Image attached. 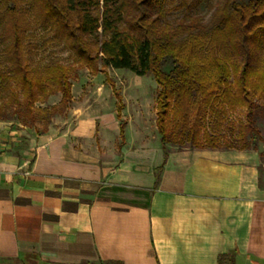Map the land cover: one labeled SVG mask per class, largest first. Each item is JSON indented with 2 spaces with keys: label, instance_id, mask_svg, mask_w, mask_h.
<instances>
[{
  "label": "crops",
  "instance_id": "1",
  "mask_svg": "<svg viewBox=\"0 0 264 264\" xmlns=\"http://www.w3.org/2000/svg\"><path fill=\"white\" fill-rule=\"evenodd\" d=\"M113 111L32 136L30 161L0 148V264H264L259 154L164 159L141 122L125 117L121 137Z\"/></svg>",
  "mask_w": 264,
  "mask_h": 264
},
{
  "label": "trees",
  "instance_id": "2",
  "mask_svg": "<svg viewBox=\"0 0 264 264\" xmlns=\"http://www.w3.org/2000/svg\"><path fill=\"white\" fill-rule=\"evenodd\" d=\"M201 1L208 0H0V42L6 43L0 90L9 89L25 127L70 103V66L30 65L25 33L39 19L73 51L75 63L92 73L99 63L152 76L164 159L167 146L231 149L222 147L228 114L241 110L250 122L256 102L264 101V0H216L207 23L193 13ZM179 9L181 17L169 22L168 14ZM112 92L120 119L123 105ZM56 94L58 104L36 106ZM218 264H234L233 255H219Z\"/></svg>",
  "mask_w": 264,
  "mask_h": 264
},
{
  "label": "rangeland",
  "instance_id": "3",
  "mask_svg": "<svg viewBox=\"0 0 264 264\" xmlns=\"http://www.w3.org/2000/svg\"><path fill=\"white\" fill-rule=\"evenodd\" d=\"M208 1H201L193 8V13L201 16L204 23L208 22L210 10L216 2V0ZM182 14L183 9L171 12L167 20L174 24ZM25 36V45L27 44L30 50L27 56L31 66L38 67L49 61H58L72 68L71 101L63 111L25 127L21 125V120H25L26 117L22 115L19 107L10 103L9 89L0 90V108L2 106L4 108L0 109V148L17 154L27 151L26 157L30 161L32 157L30 138L32 136L62 132L74 125L77 118H95L100 114L104 115L113 111L117 100L111 91L112 88L120 96L119 104L123 105L120 118L121 124L123 123L122 127L124 128L126 117L141 122L138 125L149 136L155 139L157 136L160 137L155 126V105L159 89L151 75L139 77L127 70L103 67L99 63L97 71L92 73L86 66L75 63L73 51L64 43L59 42L60 36L56 35L54 28L41 25L39 19L32 21ZM5 48L6 43L0 42V68L6 62L2 51ZM170 68L171 66L167 64L163 70L168 72ZM60 97V94L52 95L45 103H36V106L51 107L59 103ZM110 99H113L114 106L111 105ZM250 122L246 121L243 111L230 112L227 116L229 130L223 126L227 138L222 147L231 149L246 147L247 151L257 152L260 158V171L264 173V101L256 102ZM118 143L119 140L111 143L112 150H117ZM172 147L182 149L189 147V144Z\"/></svg>",
  "mask_w": 264,
  "mask_h": 264
}]
</instances>
